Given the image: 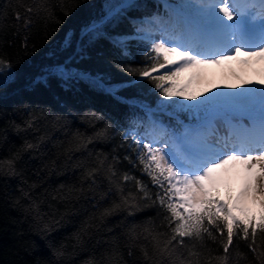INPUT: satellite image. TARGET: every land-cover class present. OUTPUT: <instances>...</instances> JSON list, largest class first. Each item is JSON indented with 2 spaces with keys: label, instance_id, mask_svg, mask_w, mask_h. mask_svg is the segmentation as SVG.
Returning a JSON list of instances; mask_svg holds the SVG:
<instances>
[{
  "label": "snow or ice",
  "instance_id": "snow-or-ice-1",
  "mask_svg": "<svg viewBox=\"0 0 264 264\" xmlns=\"http://www.w3.org/2000/svg\"><path fill=\"white\" fill-rule=\"evenodd\" d=\"M79 6L74 4L73 10ZM52 7L49 0H40L35 11L51 18ZM137 7L135 0H108L104 11L83 28L81 40L83 46L85 42L109 39L126 56L130 55L127 49L131 41L145 42L142 65H116L131 79L113 83L106 77L57 64L42 70L37 82L47 83L50 78L65 84L87 82L125 103L128 101L120 95L122 91L138 87L140 82L150 83L159 97L156 108L132 101L134 107L144 110L147 121L134 119L130 135L126 134L120 147L136 153L137 166L160 191L150 193L143 181L119 173L120 157L112 155L109 159L103 153L92 161L77 163L76 167L83 169L82 182L94 191L103 178L109 187L100 199L119 196V201L114 200L101 217L113 215L131 202L139 208L145 200L151 202L145 206L158 203L164 210L160 226L165 231H157V226L149 224L131 238L128 255L132 256L133 248H137L144 264H201L205 250L210 261L206 239L219 241L224 255L216 259L219 264H230L234 237L250 240V251L264 258V251L258 252L256 246L258 231L264 234V0H178L167 6V19L152 16L130 20L132 34H113L128 19L130 10ZM33 11L31 6L26 8L27 13ZM65 15L71 12L65 11ZM15 16L19 22L20 13ZM31 23V17L25 16L22 27L27 29ZM214 67L227 69L225 78L231 82L218 85L209 80L208 70ZM247 71L261 78H246L242 73ZM14 79L13 64L0 58V88ZM216 88L240 91H213ZM257 96L261 101L258 110L253 105ZM170 110L172 114L187 112L191 122L173 127L156 115L169 114ZM245 117L248 124L242 122ZM86 118L104 119L96 113ZM28 123L31 127L32 122ZM108 131V125L90 137L77 131L65 151L87 149L94 140L107 139ZM37 146L26 143L25 150ZM124 159L132 162L128 156ZM8 169L14 174L15 160L9 161ZM233 178L240 181L236 191L229 183ZM129 180H135V194H125L122 185ZM74 190L85 191L83 187ZM257 207L258 214L254 211Z\"/></svg>",
  "mask_w": 264,
  "mask_h": 264
},
{
  "label": "trees",
  "instance_id": "trees-1",
  "mask_svg": "<svg viewBox=\"0 0 264 264\" xmlns=\"http://www.w3.org/2000/svg\"><path fill=\"white\" fill-rule=\"evenodd\" d=\"M39 2L0 0V58L10 61L15 72V79L0 88V264H144L137 248H133L132 256L128 255L131 238L149 224L157 226V231H165L160 226L164 210L158 203L145 206L151 203L145 200L139 208L131 202L129 207L101 217L105 208L114 200L119 201V196L113 194L101 200L100 194L109 187L107 180L101 178L99 187L88 190L87 182H82L83 169L76 165L79 161L94 160L98 153L108 155L109 159L118 155L119 173L143 181L150 193L160 191L137 166L136 153L131 148L120 147L126 134L130 135L134 119L147 121L144 110L134 107L132 101H141L155 109L159 99L157 90L150 83L140 82L138 87L120 93L128 101L125 103L87 82L65 84L58 78H50L47 83H38L37 78L49 66L64 64L74 71L106 77L113 83L128 81L131 77L120 72L116 65H142L145 42L131 41L127 56L106 38L81 45L83 28L104 11L108 0L83 3L49 0L53 5L51 18L36 13ZM135 3L138 7L130 10L128 19L109 31L132 34L129 21L158 16L163 1L135 0ZM74 4L80 6L73 10ZM29 6L34 9L32 13L26 12ZM65 11L71 15L66 16ZM16 12L21 15L19 22ZM25 16L32 19L27 29L22 27ZM92 113L104 119H87ZM156 115L173 127L192 120L187 112L172 114L170 110L169 114ZM105 125L109 126L107 139L94 140L81 151H65L70 147L73 133L78 131L90 137ZM139 130L143 132L144 128ZM26 143L38 146L25 150ZM74 145L75 142L71 146ZM125 156L132 162L125 160ZM12 160H15L14 174L8 169ZM122 186L125 194L137 191L135 180ZM81 187L85 189L83 193L74 190ZM254 211L259 213L258 208ZM249 242L234 237L230 264H264V258L250 251ZM206 245L211 250V260L205 250L201 264H219L216 258L224 255L222 245L210 239H206ZM256 246L258 252L264 251V234L259 231ZM57 251L61 254L56 255Z\"/></svg>",
  "mask_w": 264,
  "mask_h": 264
},
{
  "label": "rangeland",
  "instance_id": "rangeland-1",
  "mask_svg": "<svg viewBox=\"0 0 264 264\" xmlns=\"http://www.w3.org/2000/svg\"><path fill=\"white\" fill-rule=\"evenodd\" d=\"M162 1H163V3L158 8V10L161 11V13H159L158 16L163 18V19H167L168 15H169V11H170L167 6L168 5H175L176 3H178V0H162ZM146 17H143V18H146ZM226 72H227V69H225V68H216V67L211 68L208 70V79L211 80L212 82H214L215 84H218V85H223L225 83L231 82L225 78ZM242 74L245 75L246 78H249L252 80H258L261 78L259 74L252 72V71H247V72H244ZM256 87L259 88L260 86L256 85ZM213 91H229V92L237 91L238 92V91H240V89L216 88V89H213ZM210 94L211 93H207V95H210ZM253 105L257 110L260 108L261 101H260L259 96H257L254 99ZM229 183H230V186L233 188L234 191L238 190L240 187L239 179L233 178L229 181ZM221 189L225 190L223 186H221Z\"/></svg>",
  "mask_w": 264,
  "mask_h": 264
},
{
  "label": "bare ground",
  "instance_id": "bare-ground-1",
  "mask_svg": "<svg viewBox=\"0 0 264 264\" xmlns=\"http://www.w3.org/2000/svg\"><path fill=\"white\" fill-rule=\"evenodd\" d=\"M243 123H245V124H248V123H249V121H243Z\"/></svg>",
  "mask_w": 264,
  "mask_h": 264
}]
</instances>
